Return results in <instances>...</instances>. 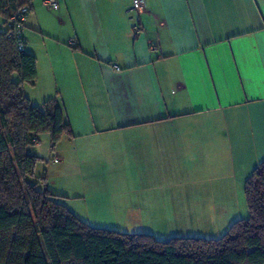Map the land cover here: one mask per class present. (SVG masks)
<instances>
[{
    "label": "crops",
    "instance_id": "obj_1",
    "mask_svg": "<svg viewBox=\"0 0 264 264\" xmlns=\"http://www.w3.org/2000/svg\"><path fill=\"white\" fill-rule=\"evenodd\" d=\"M43 1L30 0L24 25L36 79L23 93L65 112L73 137L52 148L54 163L65 139L95 161L157 160L167 145L260 158L250 172L264 161V0H141L137 15L134 0Z\"/></svg>",
    "mask_w": 264,
    "mask_h": 264
},
{
    "label": "trees",
    "instance_id": "obj_2",
    "mask_svg": "<svg viewBox=\"0 0 264 264\" xmlns=\"http://www.w3.org/2000/svg\"><path fill=\"white\" fill-rule=\"evenodd\" d=\"M17 5L31 11L30 0H0L3 27ZM35 79V57L0 33V264H264V161L245 184L248 219L219 239L162 242L81 222L36 178L38 158L26 152L42 134L52 147L73 137L62 106H32L25 97L23 86Z\"/></svg>",
    "mask_w": 264,
    "mask_h": 264
},
{
    "label": "rangeland",
    "instance_id": "obj_3",
    "mask_svg": "<svg viewBox=\"0 0 264 264\" xmlns=\"http://www.w3.org/2000/svg\"><path fill=\"white\" fill-rule=\"evenodd\" d=\"M241 112L246 127L249 111ZM37 140L26 149L38 158L36 178H45L47 188L59 196L58 202L92 228L152 235L162 242L174 237L216 240L232 223L249 217L244 189L251 167L260 158L176 156L172 145H167L157 160L114 161L104 155L95 161L81 158L75 145L65 139L59 152L68 161L66 166L63 159L53 162L48 134ZM233 143L231 139L230 147ZM192 168L198 171L187 172Z\"/></svg>",
    "mask_w": 264,
    "mask_h": 264
},
{
    "label": "built area",
    "instance_id": "obj_4",
    "mask_svg": "<svg viewBox=\"0 0 264 264\" xmlns=\"http://www.w3.org/2000/svg\"><path fill=\"white\" fill-rule=\"evenodd\" d=\"M43 5L46 8H52V9L57 8V3L55 0H44ZM143 8H144L143 1L134 0L129 12L137 15L142 12ZM29 13H30V8L28 5H23V6L17 5L9 20L7 28L4 31L6 37L13 41L18 51H22L24 48L23 30H24V24L27 20ZM132 31L134 32V34L137 35L142 32V29L138 25H135L132 28ZM69 46L73 47L74 42H69Z\"/></svg>",
    "mask_w": 264,
    "mask_h": 264
}]
</instances>
